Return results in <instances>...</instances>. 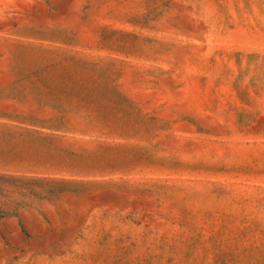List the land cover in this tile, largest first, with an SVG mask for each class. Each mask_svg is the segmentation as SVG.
Wrapping results in <instances>:
<instances>
[{
    "label": "rangeland",
    "instance_id": "rangeland-1",
    "mask_svg": "<svg viewBox=\"0 0 264 264\" xmlns=\"http://www.w3.org/2000/svg\"><path fill=\"white\" fill-rule=\"evenodd\" d=\"M0 264H264V0H0Z\"/></svg>",
    "mask_w": 264,
    "mask_h": 264
}]
</instances>
